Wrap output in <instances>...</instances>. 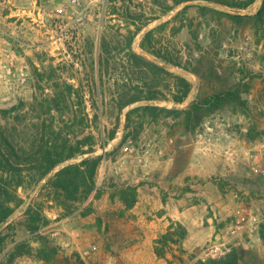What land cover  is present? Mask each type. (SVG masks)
Masks as SVG:
<instances>
[{"label":"rangeland","instance_id":"374dc122","mask_svg":"<svg viewBox=\"0 0 264 264\" xmlns=\"http://www.w3.org/2000/svg\"><path fill=\"white\" fill-rule=\"evenodd\" d=\"M262 1L237 12L255 13ZM32 6L33 0H0V37L27 69L25 84L0 103V146L7 139L24 154L35 149L42 136L59 134L76 141L93 133L95 154H104L97 177L102 195L75 203L77 209L64 217L60 208L46 202L47 221L32 232L26 227L25 210L44 199L41 186L56 170L34 188H20L25 202L8 221L12 227L0 264H8L17 242L39 247L34 240L39 234L58 246L54 261L33 254L15 257L11 264H106V258H145V264H154L152 236L167 227L152 225L145 233L139 209H126L117 197L111 198L120 185H137L139 192L136 180L142 186L141 208L149 209L147 199L153 197L148 190L158 195L150 199L155 208L169 194L174 202L199 208L209 200L221 204L208 210L218 213L219 240L229 241L219 247L213 238L186 253L177 251L182 258L175 259L177 264H197L228 252H236L240 264H264V39L260 42L256 27L234 25L225 13L235 9L206 0H80L76 13L58 12L46 4L40 25L25 13ZM133 53L186 78L191 90L183 102L174 100L182 91L173 77L136 66ZM68 85L79 94L57 103ZM229 89L239 91L248 108L224 101L194 117V102ZM133 95L154 99L136 101L121 111L120 100ZM146 105L170 111L139 109L126 127L127 112ZM113 130L115 137L109 139ZM248 132L258 136L250 139ZM223 147L235 151L233 161L221 153ZM253 164L257 171L249 173ZM87 205L93 211L83 216ZM152 212L146 218L155 219ZM169 218L164 219L168 225ZM231 224L239 226L236 233L229 231Z\"/></svg>","mask_w":264,"mask_h":264},{"label":"trees","instance_id":"16d2710c","mask_svg":"<svg viewBox=\"0 0 264 264\" xmlns=\"http://www.w3.org/2000/svg\"><path fill=\"white\" fill-rule=\"evenodd\" d=\"M191 0H176V3ZM210 2L220 3L236 10V13H225L228 19L238 26L252 23L256 27V32L261 33V40L264 39V0L260 8L255 13H239L237 11L247 9L252 6L256 0H206ZM209 9V8H206ZM212 9V8H210ZM145 25H141L135 31L139 33ZM146 33V37L149 36ZM145 38V37H144ZM145 39L142 45H145ZM145 47V46H144ZM156 57L169 62L166 56H161L156 51L150 52ZM130 57L133 63L142 68H148L151 72L159 76L162 73L173 77L177 86L182 91L180 95H174V100L178 103L189 95L191 90L190 82L179 75H173L164 66L154 63L140 54L133 53ZM173 63V62H170ZM150 72V71H149ZM67 89V90H66ZM63 92H60L61 100L57 99V103L66 101V96L79 94L77 87L68 85ZM245 90L244 92H246ZM153 96L133 95L129 98L120 100L119 109L122 111L125 107L136 101L151 100ZM233 102L244 109L248 108L247 102L243 100L240 92L231 89L215 92L208 95L203 100H197L192 106L194 109V117L198 118L200 113L209 106L216 105L221 102ZM83 103V102H80ZM155 110L170 111L166 107H158L154 105L138 106L129 110L126 114V127H130L132 114L139 110ZM142 126V124H141ZM139 131V130H138ZM116 131L113 130L109 134V139L115 137ZM247 137L254 139L257 133L248 132ZM5 140L4 147L0 146V255L7 247L9 234L7 230L12 227V222L8 223L16 208L25 200L19 195V189L34 188L53 171L54 174L47 179L41 186L40 197L43 200L36 199L31 202L25 210L28 222L26 227L35 232L39 229L42 222L47 221L45 211L47 209L46 202L50 203L48 207H58L62 210V217L71 215L77 207L75 203L85 201L93 195L100 198L102 191L97 185V177L99 167L104 158V154H95L97 145L95 134H89L83 138H77L73 141L67 137H60L59 134L50 136L46 139L42 136L38 146L31 152L20 153L14 146ZM87 155V156H86ZM82 157L80 161L71 160ZM68 164L59 167L64 162ZM118 198L120 203L126 208H133L139 199L137 185L125 184L117 186L112 193L111 198ZM93 211L92 206H85L81 214L86 216ZM170 224L160 232L154 240V253L158 258L164 259L166 264H177L175 259L182 260L177 255V251L186 253L183 242L187 238L189 231L185 224L179 220L169 218ZM8 223L3 229H1ZM34 240L39 243V247L35 248L30 241L17 242L11 249L8 264H11L15 257L21 255H36L39 259L52 262L58 254V246L54 244L51 238L46 234L34 236ZM260 237L264 243V225L260 229ZM41 244V245H40ZM194 254H191L193 257ZM197 264H240L239 255L236 252H228L214 258L206 260L199 259Z\"/></svg>","mask_w":264,"mask_h":264},{"label":"crops","instance_id":"0c3cea01","mask_svg":"<svg viewBox=\"0 0 264 264\" xmlns=\"http://www.w3.org/2000/svg\"><path fill=\"white\" fill-rule=\"evenodd\" d=\"M190 171H192V168H190ZM175 175V173L172 174V176ZM135 184L139 185V201L137 204L132 208H138L139 210L138 213H140V221L143 222V229L145 233H147V229H152V225H155L157 228H160L161 225H165V227H168L166 222H164V219L169 216L173 219L181 221L183 224H185L188 228L189 234L187 238L183 242V247L187 250H192L194 248H199V245L202 244L203 241L205 240H210V239H217L215 240V243L217 244L216 246H219L224 244L225 242L229 241L223 240L221 242L220 236H221V229L217 228V216L218 213L215 211L213 214L208 210L209 206L211 209H215L217 207H220L221 204L217 201H214V205H211L213 201L209 200L207 204L204 205V207H197V205H184L182 201L178 200L177 202L173 201V198L171 197V194L168 196H165L164 199L161 198L160 200V205L159 208H155L156 206H150L151 205V200L156 198L158 195L157 193H154V190H148V196L153 197L150 199H147V203L149 204V209L147 208H141L140 203L142 200H140V192L142 186L139 184V181L136 180ZM183 184V182L179 183ZM156 203V201H155ZM131 209V210H132ZM160 209V210H159ZM220 209V208H219ZM145 211V213H144ZM154 211L155 213L153 214V218H146V216L151 215ZM220 211V210H219ZM87 216V215H86ZM222 219V218H221ZM149 222V223H148ZM156 222V224H153ZM146 229V230H145ZM157 237V233L152 236V253L156 258H152L154 260V264H166L164 259L158 258L156 254L154 253V240ZM210 237V238H209ZM226 236H224L225 238ZM225 241V242H224ZM143 244L136 245L137 253H140V246ZM100 260L102 258H99ZM106 258V264H118L117 262H122V264H145L143 260L145 258ZM151 259V258H150ZM118 260V261H117ZM114 262V263H113ZM116 262V263H115Z\"/></svg>","mask_w":264,"mask_h":264},{"label":"built area","instance_id":"2783aa9c","mask_svg":"<svg viewBox=\"0 0 264 264\" xmlns=\"http://www.w3.org/2000/svg\"><path fill=\"white\" fill-rule=\"evenodd\" d=\"M55 6L58 12H66L72 10V13H76L77 7L80 5V0H33V6L31 9L25 10V13L29 20L33 24L40 25V17L44 10V5ZM27 78L26 65L19 62V56L16 50L12 47H7L0 37V103L9 100L10 94H14L16 88L23 86ZM208 130H213L212 127H207ZM202 134H198V137ZM221 153L225 158L234 160L236 155L235 151L230 147H223ZM257 165L253 164L249 173L257 171ZM238 225L228 227L231 233H236ZM85 252H88L87 250Z\"/></svg>","mask_w":264,"mask_h":264}]
</instances>
